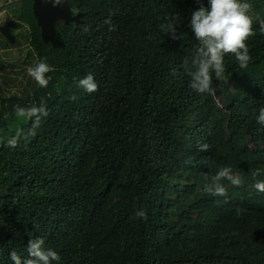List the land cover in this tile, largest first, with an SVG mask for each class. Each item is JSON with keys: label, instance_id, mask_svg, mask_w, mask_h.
Listing matches in <instances>:
<instances>
[{"label": "trees", "instance_id": "obj_1", "mask_svg": "<svg viewBox=\"0 0 264 264\" xmlns=\"http://www.w3.org/2000/svg\"><path fill=\"white\" fill-rule=\"evenodd\" d=\"M242 2L254 15L252 60L241 69L226 54L214 95L193 91L183 67L198 46L192 12L208 0H69L82 22L59 25L47 44L32 0L6 6L22 39L18 61L47 57L55 71L47 87L28 75L14 91L19 73L0 68V264H13L12 250L28 258L38 237L59 264H264V195L251 190L264 179V0ZM171 16L181 39L160 31ZM3 45L0 65L13 67ZM89 73L94 93L76 83ZM33 105L48 111L36 135L8 146L32 127L17 106ZM221 166L243 183L223 180L227 195L213 197L203 174Z\"/></svg>", "mask_w": 264, "mask_h": 264}, {"label": "clouds", "instance_id": "obj_2", "mask_svg": "<svg viewBox=\"0 0 264 264\" xmlns=\"http://www.w3.org/2000/svg\"><path fill=\"white\" fill-rule=\"evenodd\" d=\"M51 3L53 7L62 5L64 0H43ZM208 7L201 5L198 10L192 12L190 27L198 46L192 58L183 61L184 71L191 77L190 88L198 94L215 93L212 87L213 74L217 80H225L227 77L224 56L234 54L236 61L241 69H246L251 62L249 48L245 41L253 35V20L247 14L251 11L252 5L242 0H208ZM178 19L175 16L168 18L166 23L159 25L160 31L170 36L171 39H181L177 36L176 27ZM111 25V20L105 21ZM63 25L58 21V26ZM87 30V29H85ZM114 30V27H110ZM261 30H264V22L261 23ZM55 71V67L47 62V57H38L34 67L27 69L28 75L32 77L40 87H47L51 77L47 74ZM77 87L87 93L98 91L99 85L93 74L89 73L77 82ZM76 100L75 95L70 97ZM16 112L21 117H26L32 121V127L27 134L23 130L17 131L16 135L8 140V146L16 147L19 139L23 136H35L36 129L40 126L41 119L48 115L45 106L33 105L30 107L17 106ZM256 123L264 128V107L259 109L256 116ZM209 144L202 143L198 150L207 151ZM261 174L260 169L252 172L253 177ZM206 181L204 191L213 197L227 195V189L222 183L223 180L229 181L234 186H240L243 181L239 174H234L229 166H221L218 171L209 176L203 174ZM251 190L258 195H264V179H258L251 186ZM135 215L141 219H147L146 211L141 208ZM28 258H23L15 250H12L9 257L13 264H59L61 259L59 253L52 247L45 246L43 238L30 239L27 245Z\"/></svg>", "mask_w": 264, "mask_h": 264}, {"label": "water", "instance_id": "obj_3", "mask_svg": "<svg viewBox=\"0 0 264 264\" xmlns=\"http://www.w3.org/2000/svg\"><path fill=\"white\" fill-rule=\"evenodd\" d=\"M33 2V14L37 22V26L41 29V35L44 42L47 44L51 38H54L57 33L58 21H62L63 24L69 25L71 23L76 24V28L82 22V13L72 15L69 0H64L62 5L53 7L49 3L43 2V0H32Z\"/></svg>", "mask_w": 264, "mask_h": 264}, {"label": "rangeland", "instance_id": "obj_4", "mask_svg": "<svg viewBox=\"0 0 264 264\" xmlns=\"http://www.w3.org/2000/svg\"><path fill=\"white\" fill-rule=\"evenodd\" d=\"M7 5H9L8 0H0V12H2V10H4ZM7 14L8 13L3 14V16L0 17V22H2L0 24V26L4 25V23L6 21L5 19L7 18ZM248 15L251 18H254V15H252L251 11L248 13ZM10 34H11L10 30H7V31H5L4 29L0 30V50H3L0 52V55H2L3 53H6L7 49L3 45L4 43L6 44V46L9 47V45H10V47L14 48L13 37L16 36L17 40L21 39V37H19V32H17L16 30L12 29V36L11 37L9 36ZM14 39H15V37H14ZM23 51L25 54V50H23ZM12 53H16L15 58L11 57L12 58L11 60H10V58H5L6 60H8V61H5V63L7 62V64L13 65V67H7V65H5V67H3V65H0V68L2 69V73L4 75H7V73L12 74V76H11L12 78L16 77L13 74L19 73L17 75L18 81L15 83H9V88L11 90L16 91L19 89V82L22 81V82H24V84H26L27 76H28L27 69L30 68L31 65L22 64V60L18 61V59L20 58L19 51L15 50V51H12ZM24 54L21 53V57H23V59L24 58L28 59L27 57H24ZM0 64H1V62H0ZM214 99H215V103L217 104V106L221 107L222 103L219 101V99L217 97H214Z\"/></svg>", "mask_w": 264, "mask_h": 264}, {"label": "crops", "instance_id": "obj_5", "mask_svg": "<svg viewBox=\"0 0 264 264\" xmlns=\"http://www.w3.org/2000/svg\"><path fill=\"white\" fill-rule=\"evenodd\" d=\"M6 13H8L7 14V18L4 20L5 21V23H4V25H2V26H0V30L1 29H4L5 31H7V30H11V29H13V30H16L17 28H16V25H14V24H12L11 23V15L9 14L10 12H9V10L7 9V7L4 9V10H2V12H0V17L1 16H3V14H6ZM2 22H0V24H1ZM11 32V34L9 35L10 37L12 36V30L10 31ZM17 40V38L15 37V39H14V37H13V41H16ZM10 49H8L9 51H13L12 49H14V48H12V47H9Z\"/></svg>", "mask_w": 264, "mask_h": 264}, {"label": "built area", "instance_id": "obj_6", "mask_svg": "<svg viewBox=\"0 0 264 264\" xmlns=\"http://www.w3.org/2000/svg\"><path fill=\"white\" fill-rule=\"evenodd\" d=\"M19 1H22V0H8V3L11 4V3L19 2Z\"/></svg>", "mask_w": 264, "mask_h": 264}]
</instances>
